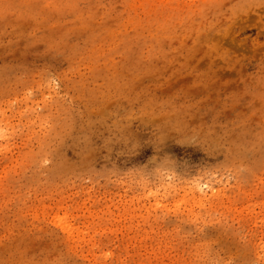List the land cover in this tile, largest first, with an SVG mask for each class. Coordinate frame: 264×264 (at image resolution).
I'll return each mask as SVG.
<instances>
[{
    "label": "rangeland",
    "instance_id": "374dc122",
    "mask_svg": "<svg viewBox=\"0 0 264 264\" xmlns=\"http://www.w3.org/2000/svg\"><path fill=\"white\" fill-rule=\"evenodd\" d=\"M0 264H264V0H0Z\"/></svg>",
    "mask_w": 264,
    "mask_h": 264
}]
</instances>
